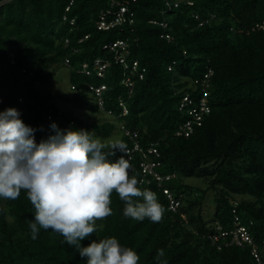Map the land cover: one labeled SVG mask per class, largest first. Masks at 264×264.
<instances>
[{"label":"trees","instance_id":"trees-1","mask_svg":"<svg viewBox=\"0 0 264 264\" xmlns=\"http://www.w3.org/2000/svg\"><path fill=\"white\" fill-rule=\"evenodd\" d=\"M120 1L136 13L137 25L105 32L97 23L110 7L109 0H76L69 13L70 0H0V111L19 110L22 120L36 129L37 143L54 134L55 121L48 122L51 114H61L65 129H84L108 139L118 131L114 123L92 125L68 115L37 88L52 75L47 73L51 66L66 67L73 95L65 101L78 104L92 96L90 110L99 113V99L90 88L107 85L101 97L106 110L118 117L125 104L128 114L120 122L139 132L145 151L158 144L161 156L155 162L160 163L157 171L164 182L152 176L141 182L139 155L130 177H137L141 190L155 192L164 211L156 223L125 218L124 203L113 191V214L98 220L97 232L82 244L115 236L137 252L138 264H157L159 249L167 264H257L250 250L218 251L210 236L218 232L215 223L226 231L239 217L264 249V0H181L172 10L169 0ZM65 15L76 18V27L63 23ZM153 20L168 21L169 28L155 26ZM166 32L173 35L172 43L162 39ZM87 35L89 39L80 43ZM121 39L130 42L129 63L138 61L140 70H146L143 80L135 78L133 90L122 83L126 70L117 54L104 50ZM97 60L110 62L103 77L95 72ZM84 64L91 74H86ZM210 70L213 75L205 89L202 81ZM23 71L34 72L31 79ZM203 101L210 112H201L202 120L196 123L190 111L200 114ZM188 122L193 123L192 133L179 135ZM121 141L127 149L133 147L129 138ZM120 155L117 151L110 158ZM170 175L174 176L166 181ZM193 178L208 188L186 183ZM164 188L180 201L177 211L170 209ZM210 192L216 208L214 215L206 216ZM34 211L23 190L14 201L0 199V264H86V258L51 230L40 228L32 239Z\"/></svg>","mask_w":264,"mask_h":264},{"label":"clouds","instance_id":"clouds-1","mask_svg":"<svg viewBox=\"0 0 264 264\" xmlns=\"http://www.w3.org/2000/svg\"><path fill=\"white\" fill-rule=\"evenodd\" d=\"M23 73L31 79L34 72ZM105 86L107 89L104 92L108 90ZM3 101L0 92V103ZM120 107L122 113L117 117L114 112L99 106L105 115L117 118V132L121 134L120 140L107 146L93 132L72 127L65 129L59 114L48 116L49 123H56L51 125L54 134L37 143L36 129L22 120L19 110L7 108L0 111V199L14 201L20 197L22 190L25 191L35 209L29 225L32 239H37L40 228L51 230L63 236L64 242L73 247L82 259L86 258V264H138L140 259L133 248L122 245L115 236L91 239L88 246L82 244L97 232L98 220L113 214L110 207L113 191L124 203L125 218L138 221L147 218L156 223L161 220L164 211L157 194L149 189L141 190L137 177H130L132 165L125 158L128 157L127 145L121 141L126 136L121 129L125 123L120 119L126 115H123L124 107ZM106 147L108 151H105ZM117 151L122 155L114 161L110 160ZM137 197L142 199H135ZM215 224L218 232L210 238H213L212 243L218 251L228 247L250 250L259 264L253 251L257 248L261 256L264 249L256 244L248 226L244 227L249 238L239 245L233 238V232L238 230L236 218L234 227L226 231L219 223ZM224 233L231 235L226 237ZM164 255L163 249L157 251V264H167L161 259Z\"/></svg>","mask_w":264,"mask_h":264},{"label":"built area","instance_id":"built-area-1","mask_svg":"<svg viewBox=\"0 0 264 264\" xmlns=\"http://www.w3.org/2000/svg\"><path fill=\"white\" fill-rule=\"evenodd\" d=\"M133 3H136L137 0H132ZM177 1V0H176ZM76 0H70V6L66 9V13H69L72 11V7ZM181 0L177 2H173V0L167 1V7L169 10H172L174 8L180 7ZM110 7L107 9L106 12H104L97 23V28L100 31H112L114 29L124 27V26H131L135 27L137 25V19H136V13L132 11L125 2H122L120 0H109ZM190 5H193L192 3H189ZM63 23L69 25V27L72 29L76 27L77 20L76 18H70L67 15L63 17ZM151 24L155 26H161L164 29L169 28V23L167 22H160L159 20H153L151 21ZM204 23L201 24L203 26ZM264 28V27H263ZM162 39L167 40L169 43H172L174 41V37L171 33H163L161 34ZM89 39V36H84L80 40V43L86 41ZM66 44H70V39H66ZM129 40H118L116 42H112L110 44H107L104 46V50L109 51L110 53H116V60L120 66H122L126 70V75L122 80V83L129 87L131 90L135 86V78H139L140 80H143L145 77L146 70L142 69L140 70V64L138 61H133L132 63H129ZM186 54V53H185ZM69 63V61H67ZM176 65V62H173V66L170 67V71L173 69V67ZM110 62L107 60H97L95 63V72L98 76L103 77L105 71L110 67ZM84 71L86 74H91V72L88 70V65L84 64ZM213 75V71L210 70L206 76V78L202 81L203 86L206 88L209 87V80L211 76ZM92 91H94L98 97V104L101 108L104 107L103 100H101V97L103 96L104 91L107 89L105 85H102L100 87H94L91 86L90 88ZM208 94V93H207ZM185 102H189V98H185ZM190 103V102H189ZM121 106L124 107V116L128 114V110L125 108L124 104H121ZM185 104L182 105V109H185ZM208 113L210 112L209 107L207 106L206 102L203 101L201 105L200 114L197 113L196 110L190 111V115L195 116L196 123H200L202 120V113ZM59 118L61 119V114H59ZM51 119V118H50ZM192 126L193 123L188 122L185 128L181 129V132L179 135H181L183 132L186 133V136H189L190 133H192ZM63 129V128H61ZM122 131L125 133V136L129 138L131 143L133 144L132 148L127 149L128 151V159L130 160V163L132 164L134 161V158L136 155L141 156V168L143 171L144 178L142 179V183L146 180L147 177L152 176L155 178V180H158L159 182H164V179L162 175L157 171V167H160V163H156L155 160L160 158V152L158 149V144H154L151 147H149L146 151L142 147L140 143V134L137 131H130L126 128L125 124L121 125ZM174 175H170L166 178V181H169L172 179ZM148 182V181H146ZM164 193L168 196L170 200V209L172 211H177L180 206V201L176 200L175 196L172 194V191L168 188H164ZM236 224L238 225V230L233 232V238L236 243L239 245L242 244V241H246L249 238V234L247 229L242 226L241 220L239 217H236ZM231 235V233H224V236L228 237ZM243 238V239H242ZM253 254L255 255L257 261L259 264H264V260L259 255L257 248H254Z\"/></svg>","mask_w":264,"mask_h":264},{"label":"rangeland","instance_id":"rangeland-1","mask_svg":"<svg viewBox=\"0 0 264 264\" xmlns=\"http://www.w3.org/2000/svg\"><path fill=\"white\" fill-rule=\"evenodd\" d=\"M47 73H52L49 77L48 81H42L37 83V88L44 92H47L46 95L52 96V102L58 106L61 110L65 113L70 115L72 113L75 117L82 119L83 121L90 122L93 124H104L105 122L114 123L115 126H118L117 118L114 116L105 115L103 112L93 113L90 108L94 105V99L89 97L82 103H74V102H67L65 99L67 97H72L73 95V88L71 85V72L70 69L66 67L60 66H51V68L47 71ZM120 128V127H119ZM121 134L120 132L116 131L113 135L108 139H100L102 143L106 146L110 145L115 140H120ZM108 147L105 148V150ZM112 160L111 158H109ZM186 183L190 185H195L199 188L206 189L208 188L207 185H204L201 180L196 178L193 179H186ZM213 192L207 194V201L205 205V210L208 213H205L206 216L214 215L215 212V198ZM211 203V204H210Z\"/></svg>","mask_w":264,"mask_h":264}]
</instances>
